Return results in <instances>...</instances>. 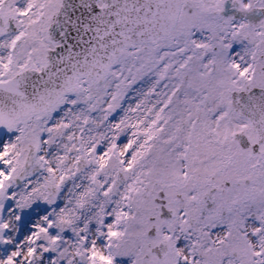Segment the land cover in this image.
Masks as SVG:
<instances>
[{
    "label": "snow or ice",
    "instance_id": "snow-or-ice-1",
    "mask_svg": "<svg viewBox=\"0 0 264 264\" xmlns=\"http://www.w3.org/2000/svg\"><path fill=\"white\" fill-rule=\"evenodd\" d=\"M0 264H264V0H0Z\"/></svg>",
    "mask_w": 264,
    "mask_h": 264
}]
</instances>
